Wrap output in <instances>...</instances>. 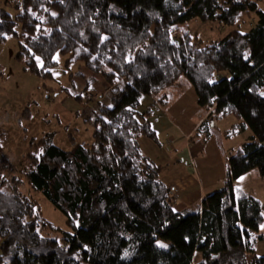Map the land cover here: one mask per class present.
<instances>
[{"label": "trees", "instance_id": "trees-1", "mask_svg": "<svg viewBox=\"0 0 264 264\" xmlns=\"http://www.w3.org/2000/svg\"><path fill=\"white\" fill-rule=\"evenodd\" d=\"M15 10L0 7V41L16 38L15 56L25 70L53 78L54 54L68 53L67 63L81 61L100 75L106 93L97 96L85 82L78 92L62 88L75 101L97 98L88 146L64 150L45 133L29 138L12 166L0 127V264H264L255 252L264 202L233 185L251 170L264 177V9L258 1L19 0ZM194 18L250 21L245 31L231 29L201 44L183 27ZM85 74L79 77L94 79ZM180 76L208 115H234L250 133L199 209L173 211L161 165L140 146L141 137L156 139L140 103L151 97L165 104L164 95L155 96ZM107 96L109 104L102 101ZM199 127L211 129L206 120ZM22 176L65 215L71 231L42 216L35 199L19 190ZM47 228L61 236L41 233Z\"/></svg>", "mask_w": 264, "mask_h": 264}, {"label": "rangeland", "instance_id": "rangeland-1", "mask_svg": "<svg viewBox=\"0 0 264 264\" xmlns=\"http://www.w3.org/2000/svg\"><path fill=\"white\" fill-rule=\"evenodd\" d=\"M18 1L19 0H0V7L5 8L13 14L16 11L15 5ZM257 1L260 7L264 9V0ZM249 21L250 20L245 18L243 21L236 24L224 25L218 23V21H202L194 18L186 22L183 27L189 31L193 37L200 40L201 44H206L211 40L222 37L231 29H240L241 31L247 30L249 28ZM16 50L17 40L12 35L7 36L3 41H0V102H11L12 105L20 108L21 113L18 116V119L23 123L21 124V127H26L29 130L34 128L38 123V119L40 117L43 119V115H45V118L50 119L52 123L51 129L60 130L59 132H53V130L48 132L51 134L52 141L56 145H59V141L61 138H65V136L72 144H74L76 141L74 140L73 135L76 140L82 139L90 141L86 140V138H92V122L85 120L81 114L76 116V124H72L68 128L58 127L56 124L57 120L52 118L50 112L53 100L50 101L49 99L53 98L56 92L61 93L64 86L60 85L54 76L53 78H46L43 80L41 76L25 70L22 62L15 56ZM68 56V53L56 52L53 56L56 57L54 59L56 62L54 66L61 67L63 70L67 71L71 68V64H82L81 61H70L67 63L66 59ZM82 68L84 73L87 72L90 76L94 77V79L89 78L82 80L78 76L74 77L73 83L70 81V83L67 84L68 89L70 91H73L74 89L75 92H78L80 91V87L78 86L79 83L85 82L86 84H91L93 86L92 91L96 92L97 96L101 95V93H106L99 81V79H101L100 75L93 74L89 70L87 71L84 67ZM43 81L45 82V85L43 84ZM119 84L122 85L123 81L120 80ZM188 88L191 89L188 90ZM161 94L166 97L167 102L160 105L165 116L161 115L152 121V126L156 130V139L152 140L147 137H141L139 139L140 145L144 151H149L151 147L155 146V155L156 157H159L162 163L159 174L160 178L171 174L172 171L181 173L183 172L182 168L184 170L185 166L193 165L194 167H198L204 161H208L209 165H211L212 160L214 159L218 160V162L222 161L225 169L227 158L238 146L241 145V143L247 140L250 131L246 128L240 130V125L238 123L240 120L234 115H228L225 117H219L218 119L212 118L211 122H213V126L208 127L214 129H210L209 133H206L203 127H199L197 130H193L187 140H184L185 136L181 135L179 131L171 125H174L180 130L179 127L181 126L176 124L186 127L184 129H189L190 126L196 123L198 119V111L195 109L193 87L185 76H180L172 85L164 88L158 95H156L155 98H158ZM67 99L68 96L63 100L66 102ZM85 99L86 100L83 101L84 104L90 103L95 105V100L97 98H92L90 100L85 96ZM56 100L59 101V99ZM102 101L103 103L109 104L108 96L106 98L104 97ZM55 105L56 104H53V107ZM93 115L94 112L89 116L93 117ZM91 117H88V119H92ZM209 122H207V124H209ZM47 125H50V123H47ZM68 132H71L73 135L68 134ZM171 136H173V139L170 138ZM148 144H151L149 145L150 147ZM198 144L201 145L198 146ZM182 146H187L189 153H192L193 158L190 154V157L192 158L191 162H186L187 160L184 161L180 158H178V161L176 162L177 157L175 153ZM253 172H256V174L259 175L256 170H253ZM191 175L197 176V174ZM197 178L199 177L197 176ZM21 179L22 181L18 184L19 190L35 199L42 216L58 228L71 231V228L65 220V215L55 208L41 192L33 189L23 176ZM259 180L260 179H255L251 175L248 177L241 176L234 180L233 185L236 188L251 193L264 202V181ZM213 183H215V186L221 185L220 183L218 184L216 180H214ZM172 186L173 185L170 187ZM4 189L8 188L4 187ZM171 189L173 190V188ZM204 193L207 192L205 191ZM262 225H264V222ZM260 231L264 232V229L261 228ZM41 233L52 237L61 236L59 230L51 228L42 229Z\"/></svg>", "mask_w": 264, "mask_h": 264}, {"label": "crops", "instance_id": "crops-1", "mask_svg": "<svg viewBox=\"0 0 264 264\" xmlns=\"http://www.w3.org/2000/svg\"><path fill=\"white\" fill-rule=\"evenodd\" d=\"M82 67H83L82 64H71V68L65 71L61 67L53 66L50 69V71L52 72L53 76L58 80L60 85L66 86L68 83H70V81H72L70 80V77L71 79L77 76L79 77V74L83 72ZM86 75H88L87 72L83 77H85ZM80 78L82 79V76H80ZM81 85L82 83L80 82L78 86L81 88ZM190 89L191 88H188V90ZM66 96H68V99L65 102V100L63 99ZM194 98H195V109L198 111V119L196 123L190 126L189 129H184L186 127H183L182 125L175 123L176 125L182 127V128L179 127L180 130L174 125H171L176 130H178L181 135L185 136L184 140H187L188 136L193 132L194 129L197 130V127L202 120H206V122L210 121L209 124H211L212 117L208 115L209 110H203L202 108H200V106L196 102L195 92H194ZM56 99H59V101H57ZM49 100L50 101L53 100V104H56L54 107L52 104L50 112L52 118L54 120H57L56 124L58 125V127L68 128L70 125L76 124L75 118L79 114H81L85 120L91 121V119H88V117H91L89 115L95 111V105L90 103L89 104L83 103V101L86 100L85 97L80 101H75L72 97H70L68 94L62 91L61 93L56 92L54 94V97ZM141 101L142 102L140 105V110L141 111L148 110L146 116L150 121L151 126H152V121H154L157 117L161 115L165 116L164 111L160 107V105L164 103L158 101L157 99L154 100L151 97H144ZM20 113H21L20 108L15 107L14 105H12L11 102H7V101L0 102V127L5 129L7 132L6 138L1 143V148L4 156L12 166H16L19 163V161L22 159L25 152L27 151L29 138L38 139L42 137L45 133H48L49 131L52 130L53 132L60 131L59 129L57 130L51 129L52 123L50 119L45 118V115H43L44 116L43 119H41V117L38 119V123L37 125H35L34 128H31L29 130L26 127H21V124L23 123L21 120L18 119ZM47 123H50V125H47ZM68 134H72V133L68 132ZM73 137L74 140L76 141L75 143H81L84 146L90 145L92 141V138L91 139L86 138V140H90V141H85L82 139L76 140L74 135ZM170 138L173 139V136H171ZM59 142L60 144L57 145L64 150L70 149L73 145L67 139L66 136L65 138H61ZM149 145L151 144H148V146ZM200 145L201 144H198V146ZM154 147H151L149 151H144L142 146L141 149L144 152V154H146L153 161L161 165L162 163L159 157H156L155 155ZM190 154L193 158L192 153H189L188 147L182 146L175 153L177 157L176 162L178 161V158L184 161L187 160L186 162H191L192 158L190 157ZM223 165L224 164L222 163V161L218 162V160L216 159L212 160L211 165H209L208 161H204L198 167H194L193 165L187 167L185 166L184 170L182 168L183 172L179 173L177 171H172L171 174L161 178L167 184H170L168 186L173 185L172 187H170L173 188V190L171 189V194L173 196V207L177 210L197 209V208L199 209L202 196L205 194L204 192L205 191L210 192L221 186V185L215 186V183L213 182L214 180H216L218 184L222 183L223 176L226 170V168L224 169ZM189 173L197 174L199 178ZM245 175L248 176L251 175L255 179H260L259 181H264V177L257 175L256 172H253V170L242 175L243 177H248ZM262 223L260 224V226L262 225ZM260 229L261 227H259V232L262 234V237L257 239L255 242V252L258 256H264V232L263 231L261 232Z\"/></svg>", "mask_w": 264, "mask_h": 264}, {"label": "snow or ice", "instance_id": "snow-or-ice-1", "mask_svg": "<svg viewBox=\"0 0 264 264\" xmlns=\"http://www.w3.org/2000/svg\"><path fill=\"white\" fill-rule=\"evenodd\" d=\"M61 2H63V0H61ZM53 16L56 15V13H52ZM96 31H99L98 29ZM6 35V34H5ZM105 39H107L106 36H104L103 34H101L100 36V40L101 42H103ZM56 57H53V59H55ZM247 58V57H246ZM39 57H37V60L39 61ZM109 71H111V69H109ZM211 82V81H210ZM262 96H264V93H261ZM109 107H111V105H109ZM106 119V118H105ZM173 211H177V209H173ZM261 215H264V213H261ZM262 229H264V225H261L260 226ZM185 239H187V237H185ZM157 245L160 246V247H167V245L161 243L160 241H157ZM87 247V246H85ZM125 255H127V253H125Z\"/></svg>", "mask_w": 264, "mask_h": 264}, {"label": "built area", "instance_id": "built-area-1", "mask_svg": "<svg viewBox=\"0 0 264 264\" xmlns=\"http://www.w3.org/2000/svg\"><path fill=\"white\" fill-rule=\"evenodd\" d=\"M209 127L213 126V122H211V124H208Z\"/></svg>", "mask_w": 264, "mask_h": 264}]
</instances>
